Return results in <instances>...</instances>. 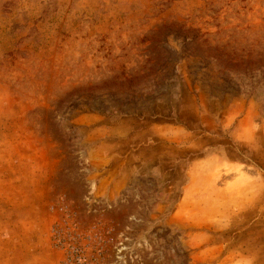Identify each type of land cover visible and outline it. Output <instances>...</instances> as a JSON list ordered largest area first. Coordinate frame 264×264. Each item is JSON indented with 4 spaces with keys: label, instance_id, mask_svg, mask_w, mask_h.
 Returning <instances> with one entry per match:
<instances>
[{
    "label": "rangeland",
    "instance_id": "374dc122",
    "mask_svg": "<svg viewBox=\"0 0 264 264\" xmlns=\"http://www.w3.org/2000/svg\"><path fill=\"white\" fill-rule=\"evenodd\" d=\"M0 264H264V0H0Z\"/></svg>",
    "mask_w": 264,
    "mask_h": 264
}]
</instances>
